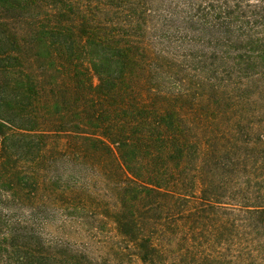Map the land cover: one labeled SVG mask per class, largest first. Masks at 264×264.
<instances>
[{
	"label": "trees",
	"instance_id": "16d2710c",
	"mask_svg": "<svg viewBox=\"0 0 264 264\" xmlns=\"http://www.w3.org/2000/svg\"><path fill=\"white\" fill-rule=\"evenodd\" d=\"M0 264H264V0H0Z\"/></svg>",
	"mask_w": 264,
	"mask_h": 264
}]
</instances>
